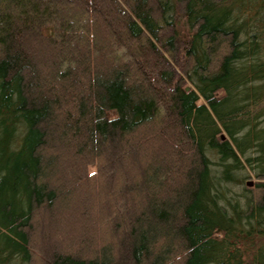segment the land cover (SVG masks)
<instances>
[{
    "label": "trees",
    "instance_id": "trees-1",
    "mask_svg": "<svg viewBox=\"0 0 264 264\" xmlns=\"http://www.w3.org/2000/svg\"><path fill=\"white\" fill-rule=\"evenodd\" d=\"M0 264H264V0H0Z\"/></svg>",
    "mask_w": 264,
    "mask_h": 264
},
{
    "label": "rangeland",
    "instance_id": "rangeland-1",
    "mask_svg": "<svg viewBox=\"0 0 264 264\" xmlns=\"http://www.w3.org/2000/svg\"><path fill=\"white\" fill-rule=\"evenodd\" d=\"M48 155H53V152L52 153H48ZM53 172H55V171H53ZM54 177H55V174H54ZM50 179H53V177L51 178L50 177ZM53 180H56V179H53ZM59 180V179H58ZM50 182L52 181V180H49ZM52 183V182H51ZM54 184H56L55 182H53L51 185L52 186H54ZM72 192H71V202L73 203V206L75 207V209H76V205H75V201L77 200V196H78V199L80 198V194H81V191H82V187L81 186H78V192H77V190H75V189H72L71 190ZM76 198V199H75ZM94 199V198H93ZM61 209V208H60ZM61 212V211H60ZM60 214V213H59ZM67 216V215H66ZM59 217L60 218H66L65 217V215L64 216H62L61 214L59 215ZM41 220V217L40 218H37V220H36V223H38V224H42V221H40ZM99 223V222H98ZM100 224V223H99ZM41 227V226H40ZM60 237L62 236V234L60 233V235H59ZM70 244L71 243H74V242H69ZM66 244V243H65ZM62 248L66 251V252H68V251H71V252H75L76 250H81L82 249V251H87V249L86 248H79L78 246H74L72 249H69V250H67L66 248H70V245L68 244H66V246L64 245V246H62Z\"/></svg>",
    "mask_w": 264,
    "mask_h": 264
},
{
    "label": "water",
    "instance_id": "water-1",
    "mask_svg": "<svg viewBox=\"0 0 264 264\" xmlns=\"http://www.w3.org/2000/svg\"><path fill=\"white\" fill-rule=\"evenodd\" d=\"M252 184H253L252 182H251V183H249V186L251 187V186H252Z\"/></svg>",
    "mask_w": 264,
    "mask_h": 264
}]
</instances>
